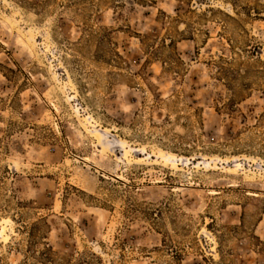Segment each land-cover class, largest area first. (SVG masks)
<instances>
[{"label":"rangeland","instance_id":"rangeland-1","mask_svg":"<svg viewBox=\"0 0 264 264\" xmlns=\"http://www.w3.org/2000/svg\"><path fill=\"white\" fill-rule=\"evenodd\" d=\"M0 264H264V0H0Z\"/></svg>","mask_w":264,"mask_h":264}]
</instances>
